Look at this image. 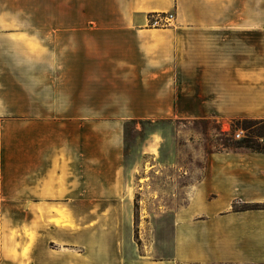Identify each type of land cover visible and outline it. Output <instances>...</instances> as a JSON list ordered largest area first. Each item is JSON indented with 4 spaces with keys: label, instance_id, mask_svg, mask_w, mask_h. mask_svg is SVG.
I'll use <instances>...</instances> for the list:
<instances>
[{
    "label": "crops",
    "instance_id": "1",
    "mask_svg": "<svg viewBox=\"0 0 264 264\" xmlns=\"http://www.w3.org/2000/svg\"><path fill=\"white\" fill-rule=\"evenodd\" d=\"M207 117L264 118V0H0V264H264L263 152L171 175Z\"/></svg>",
    "mask_w": 264,
    "mask_h": 264
},
{
    "label": "rangeland",
    "instance_id": "2",
    "mask_svg": "<svg viewBox=\"0 0 264 264\" xmlns=\"http://www.w3.org/2000/svg\"><path fill=\"white\" fill-rule=\"evenodd\" d=\"M28 1V0H27ZM169 14H157L149 19L151 24L159 21V25L165 23ZM131 128L136 126L130 123ZM163 126L170 132L176 134L178 149V164L181 168L173 170L172 177L180 178L181 173L186 174L187 179H182V183L191 179L194 181L201 177L207 164V157L210 152L221 149H235L234 142L251 138L261 147L264 146V118H241L235 119L230 123H222L217 118L207 117L195 120H166ZM152 128L153 125L144 123L143 128ZM143 130V129H142ZM142 130H139L140 132ZM236 132L240 135L236 136ZM133 146L136 159L137 151L140 146V135L133 131ZM140 168V164H139ZM191 175L189 176V173ZM169 173V171L167 172ZM184 177V176H183ZM137 209L139 206L137 204Z\"/></svg>",
    "mask_w": 264,
    "mask_h": 264
},
{
    "label": "trees",
    "instance_id": "3",
    "mask_svg": "<svg viewBox=\"0 0 264 264\" xmlns=\"http://www.w3.org/2000/svg\"><path fill=\"white\" fill-rule=\"evenodd\" d=\"M233 147L235 149H248L253 152L264 153V146L261 147L259 144L255 143L251 138H245L243 140L235 141Z\"/></svg>",
    "mask_w": 264,
    "mask_h": 264
},
{
    "label": "built area",
    "instance_id": "4",
    "mask_svg": "<svg viewBox=\"0 0 264 264\" xmlns=\"http://www.w3.org/2000/svg\"><path fill=\"white\" fill-rule=\"evenodd\" d=\"M166 18H167V19H166L165 23H167V21L172 20V19L174 18V14H173V13H169V15H168ZM154 24H159V21H155ZM163 24H164V23H163ZM235 135H236V136H239L240 133H239V132H236Z\"/></svg>",
    "mask_w": 264,
    "mask_h": 264
}]
</instances>
